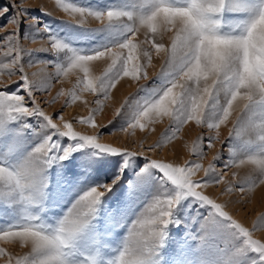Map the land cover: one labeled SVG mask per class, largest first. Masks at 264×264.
Listing matches in <instances>:
<instances>
[{
    "label": "snow or ice",
    "instance_id": "6c2138e0",
    "mask_svg": "<svg viewBox=\"0 0 264 264\" xmlns=\"http://www.w3.org/2000/svg\"><path fill=\"white\" fill-rule=\"evenodd\" d=\"M57 4L70 17L75 18L78 14L81 18L91 16L100 21L101 27L91 29L93 31H111L114 24H122L123 38L85 52L69 47L55 35H47L50 30L43 25L37 27L38 18L28 16L27 9L17 4L16 0H10V7L0 8V17L8 16L10 10L13 13L8 19L13 27L3 36L4 43L0 45L5 49L3 55L7 58L6 63H0V75L19 77L18 81L12 82L18 85L15 91H9L8 85L0 87V136L6 138L3 130L7 124L21 118L36 117L42 119L59 137L67 140L61 150L60 145L49 135L18 162H0V195L18 193L22 201L32 203L34 196L40 195L46 186L42 183L41 172L53 162L68 159L72 152L82 147H91L111 155L143 157L147 163L141 171L147 168L158 170L163 179L175 186L177 192L174 197L154 195L136 210V205L141 203L142 190H129L126 198L132 202L131 207L117 209L108 213L106 218V224H111L113 228L122 227L127 221L123 246L111 264H153L157 250L163 247L166 229L173 223H183L189 239L196 241L197 247L220 245L221 252L228 248L230 256L247 259L248 264H264V238H254L252 230L234 219L226 210V203H220L205 193L208 185L225 182L224 176L215 172L219 153L206 168L193 161H185L182 165L165 162L146 155V152L160 148L159 142L149 145L147 149L141 144L140 151L100 142V136L103 135L101 129L107 125H98L94 120V114L102 104L99 97L103 96L107 100L111 89L116 87L122 76L130 77L132 81L148 80L143 63L145 59L151 62V51L144 47L147 44L157 54H164L165 64L158 74L163 73L167 79L155 90L153 97L142 102L140 110L127 123V128L139 126L143 129L146 122L167 117L174 131L172 135L167 132L164 135L171 140L188 121L194 120L198 125L206 124L209 129H219L236 112L237 119L233 121L235 130L245 119L244 114L250 112L261 121L259 143L264 144V0L256 6L254 15L243 22V30L238 35L223 34L220 31L222 25L219 17L224 11L225 0H140L132 4L137 11L114 5L102 9L81 7L64 0H57ZM245 7L237 3L234 10L244 11ZM40 11L48 15L44 9ZM22 23L26 27L31 26L37 33H45L54 54H64L65 66L57 64L58 74H67L73 69L82 73V76H78L77 86L80 91L97 97L95 103L98 107L92 109L87 117H80L79 123L93 127L94 134L75 131L72 122L65 120L63 114H49L37 101L35 92L42 87L46 88V85L29 80L25 72L23 57L26 50L20 43ZM76 25L85 28L83 20ZM141 31L144 34L143 41L137 38ZM167 33L171 35L166 46L163 37ZM23 38H29L27 32ZM105 58L110 59L111 63L103 74L90 75V62ZM143 85H138V89ZM57 95H64V92ZM67 97L71 101L80 98L75 90L69 91ZM209 107L215 109L212 118L206 117V108ZM122 108L123 105L116 109L115 117ZM253 109L256 111H251ZM56 119L60 123H56ZM23 127L29 125L24 124ZM127 128L119 130L126 131ZM233 130L229 132L230 138ZM217 137L208 138V148L213 147L212 141ZM73 141L76 143L73 144ZM192 153L203 158L200 140L193 142ZM234 163L235 160L226 162L224 168ZM240 163L253 166L250 177L237 179L233 174L235 184L227 189L229 194L245 193L256 184L264 185V146L256 150L255 156L242 159ZM202 168L204 176L195 179ZM120 179L117 174L108 183L79 191L54 227L46 228L32 222L36 217H28L27 222L0 231V240H10L13 245L19 243L20 247L30 249L23 255L13 257L0 248V257H7L5 264H71L69 257L74 241L95 219L97 206ZM183 197L192 198L198 208L195 215L187 219H176L173 210ZM199 208H205L206 214L201 213ZM224 225L228 231L224 230ZM262 225L264 214L259 215L253 230ZM245 252L252 255L246 257ZM89 264L95 262L89 261Z\"/></svg>",
    "mask_w": 264,
    "mask_h": 264
},
{
    "label": "rangeland",
    "instance_id": "374dc122",
    "mask_svg": "<svg viewBox=\"0 0 264 264\" xmlns=\"http://www.w3.org/2000/svg\"><path fill=\"white\" fill-rule=\"evenodd\" d=\"M64 2L100 9L114 5L123 7L125 10L137 11L132 4L139 3L140 0H64ZM260 2L261 0H225L224 11L219 17L222 25L220 31L223 34H240L244 27L243 22L254 15L256 6ZM16 3L27 9L28 16L38 18L37 27L43 25L50 30L47 35H55L69 47L77 50L87 52L103 43H115L123 38L122 24H114L111 31H93L91 29L101 27L100 21L91 16L81 18L78 14L75 18L70 17L59 7L57 0H16ZM237 3L246 6L245 10H234ZM3 7H10V0H0V8ZM40 9H44L48 15ZM12 14L10 10L8 16L0 17V45L4 43L3 36L13 27L8 23L9 16ZM81 20L85 28L76 25ZM20 32L22 37L20 43L26 50L23 57L25 72L29 80L46 85V88L42 87L35 92L41 107L49 114H63L65 120L72 122L75 131L81 134H94L93 127L79 123L80 117H87L92 109L98 107L95 103L97 97L80 91L77 86L78 76H82V73L73 69L67 74L63 72L58 74L57 64L65 66L64 54L56 55L51 51L46 34L42 31L37 33L34 28L26 27L23 23ZM25 32L29 35L28 39L23 38ZM170 35L171 33H167L163 37L166 46L169 44ZM137 38L140 41L144 40L142 31L137 34ZM144 47L151 51V62L149 63L147 59L143 61L148 80L132 81L130 77L122 76L116 87L111 89L107 100H104L103 96L99 97L102 104L99 106L100 110L95 112L94 120L98 125H107L106 128L101 129L103 135L100 136V142L137 151L142 150L141 144L144 149H147L149 145L159 142L161 147L152 152H146V155L181 165L185 161H193L200 163L204 168L219 153L220 158L215 162V172L223 175L225 182L208 185L205 193L220 203H226V210L234 219L252 230L254 238H264V225L253 230L259 215L264 214V194L261 198L257 197V191L263 189L264 185L256 184L245 193L229 194L227 191L235 184L233 174L237 179L250 177L253 166L248 163L241 164L240 160L255 156L256 150L264 146L259 143L260 119L250 112L245 113V119L235 130H233V121L237 119L236 112H233L228 122L222 124L219 129H209L206 124L198 125L192 120L184 124L171 140L164 135L166 132L172 135L174 131V126H170L167 117L146 122L143 129L139 126L127 128V123L140 110L142 102L153 97L155 90L159 89L167 79L163 73L158 74L165 64L164 54H157L150 45L146 44ZM4 51L5 49L0 46V63L7 62V58L3 55ZM49 60L52 61L51 64L48 63ZM109 63L111 60L107 58L90 62V75H102ZM18 79V75L12 77L6 74L0 75V87L8 85L9 91H15L18 85L12 82ZM124 81H127L128 85L120 89ZM140 84L144 85L138 89ZM73 90L77 91L80 97L78 100L71 101L67 97V93ZM61 91L64 95L58 96L57 94ZM209 104L211 105L212 101ZM122 105L120 114L115 117L116 109L121 108ZM214 112V108H206V117L212 118ZM55 122L60 123L58 119ZM24 124H28L29 127H23ZM122 127L127 130H119ZM230 130H233L232 138L229 137ZM3 131L6 138L0 136V162L8 164L18 162L49 135L60 145L61 150L67 143L66 138L59 137L42 119L36 117L18 119L7 124ZM210 137L217 138L212 141L213 147L208 148L207 140ZM197 140L202 142L204 152L202 159L192 153L193 142ZM222 141L225 143L222 144ZM233 160L235 163L225 169V163ZM138 162L139 167H137ZM146 163L143 157L111 155L91 147H82L72 152L68 159L53 162L50 167L41 172L42 183L46 186L43 187L40 195L34 196L32 203L22 201L18 193L0 195V231L27 222L28 217H36L33 223L42 224L46 228L54 227L79 191L96 184L108 183L119 174L120 181L102 198L97 206L95 219L74 241L69 257L71 264H89V261H94L95 264H111L123 246V239L127 234V221L122 227L113 228L111 224H106V218L108 213L117 209L131 207L132 202L126 198L129 190H142L141 203L136 205V210L154 195L174 197L177 192L175 186L163 179L162 173L158 170L147 168L141 171ZM122 168L123 171H120ZM203 176L202 168L194 178L200 179ZM197 208L198 205L192 202V198L183 197L173 210V216L176 219H187L195 215ZM199 211L205 213V208H199ZM192 223L194 224L195 221ZM224 230L228 231L226 225ZM187 232L183 223L170 224L166 229L163 247L159 248L153 257V264H248L247 259L230 256L228 248H224L221 252L220 245L197 247V242L189 239ZM236 243L239 244V241ZM0 248L5 249L13 257L23 255L30 250L20 247L19 243L13 245L10 240H0ZM244 255L248 257L252 254L245 252ZM6 259L7 257H0V264H5Z\"/></svg>",
    "mask_w": 264,
    "mask_h": 264
},
{
    "label": "bare ground",
    "instance_id": "6f19581e",
    "mask_svg": "<svg viewBox=\"0 0 264 264\" xmlns=\"http://www.w3.org/2000/svg\"><path fill=\"white\" fill-rule=\"evenodd\" d=\"M128 85V83H127V81H124L121 85H120V89H122L124 86H127ZM257 194H258V196L257 197H263L262 195L264 194V187H263V189H261V190H258L257 191Z\"/></svg>",
    "mask_w": 264,
    "mask_h": 264
}]
</instances>
